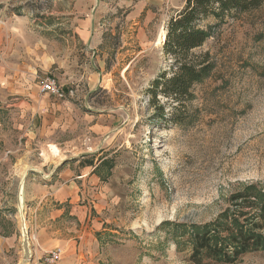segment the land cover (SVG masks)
<instances>
[{
    "label": "rangeland",
    "instance_id": "obj_1",
    "mask_svg": "<svg viewBox=\"0 0 264 264\" xmlns=\"http://www.w3.org/2000/svg\"><path fill=\"white\" fill-rule=\"evenodd\" d=\"M184 1L0 0V181L17 163L52 195L74 189L38 209L43 239L25 227L34 202L19 205L18 246L0 264H44L57 249L54 264H191L164 223H210L235 191L264 188V4L227 16L195 51L214 68L190 102L151 107L170 63L160 35ZM45 79L63 98L40 92ZM101 161L93 182L75 179ZM235 264H264V251Z\"/></svg>",
    "mask_w": 264,
    "mask_h": 264
},
{
    "label": "trees",
    "instance_id": "obj_2",
    "mask_svg": "<svg viewBox=\"0 0 264 264\" xmlns=\"http://www.w3.org/2000/svg\"><path fill=\"white\" fill-rule=\"evenodd\" d=\"M263 4L264 0H185L165 23L162 52L170 63L152 82L151 107L158 105V96L177 105L190 102L194 86L208 79L214 68L208 52L195 54V51L212 38L213 30L227 16L242 15ZM211 20L216 24L210 23ZM158 108L159 117L164 118L162 107ZM102 164L101 161L94 171ZM164 224L172 225L171 240L190 246L191 264H235L249 253L264 251V188L248 184L235 191L229 197L228 209L210 223ZM181 239L185 242L181 243Z\"/></svg>",
    "mask_w": 264,
    "mask_h": 264
},
{
    "label": "crops",
    "instance_id": "obj_3",
    "mask_svg": "<svg viewBox=\"0 0 264 264\" xmlns=\"http://www.w3.org/2000/svg\"><path fill=\"white\" fill-rule=\"evenodd\" d=\"M76 35L80 40H88L90 36V31L87 27V20L78 24ZM55 151V150H54ZM57 152V151H55ZM54 152V153H55ZM52 161V160H51ZM52 162H55L54 160ZM37 166H44L43 164H37ZM54 169L57 166H53ZM40 168V167H39ZM34 171V169L28 168H19L17 163L12 167L7 178H4L5 182L0 181V191L1 187H4L3 191L0 193V254L3 252L10 251L17 248V235L20 228L19 221V205H26L34 202V207L26 205L25 210L23 211L25 216V227L30 230L31 234L35 227L36 238L43 239L46 235L48 220L42 221L40 219L39 208L41 205H44V202L47 201L48 197L52 199L55 203L59 205L62 204L63 198H66L70 194L74 193L72 188L70 191L63 189L60 193L52 195L47 191V187L36 185V182L27 181V173ZM94 169L90 170L84 175L77 176L75 179L82 180L85 178H90L89 181L93 182L92 178ZM7 185V186H4ZM77 189V187H76ZM58 217L59 213L57 210L52 214ZM61 215V214H60ZM37 221H40V224H37ZM40 229V230H38Z\"/></svg>",
    "mask_w": 264,
    "mask_h": 264
},
{
    "label": "built area",
    "instance_id": "obj_4",
    "mask_svg": "<svg viewBox=\"0 0 264 264\" xmlns=\"http://www.w3.org/2000/svg\"><path fill=\"white\" fill-rule=\"evenodd\" d=\"M39 90L42 94H46L53 98H63L64 92L63 89L58 87L56 83L53 80L45 79L42 83L39 85ZM61 250L57 249L49 253V255L45 258H43L44 264H54L59 262L61 259Z\"/></svg>",
    "mask_w": 264,
    "mask_h": 264
},
{
    "label": "bare ground",
    "instance_id": "obj_5",
    "mask_svg": "<svg viewBox=\"0 0 264 264\" xmlns=\"http://www.w3.org/2000/svg\"><path fill=\"white\" fill-rule=\"evenodd\" d=\"M164 39H165V32H162L160 35L161 43H163L165 41Z\"/></svg>",
    "mask_w": 264,
    "mask_h": 264
},
{
    "label": "water",
    "instance_id": "obj_6",
    "mask_svg": "<svg viewBox=\"0 0 264 264\" xmlns=\"http://www.w3.org/2000/svg\"><path fill=\"white\" fill-rule=\"evenodd\" d=\"M165 42V41H164ZM164 42H163V44H164ZM19 214L22 216V214H21V209H19ZM23 222V221H22ZM23 225V224H22ZM26 234H27V232H26Z\"/></svg>",
    "mask_w": 264,
    "mask_h": 264
}]
</instances>
